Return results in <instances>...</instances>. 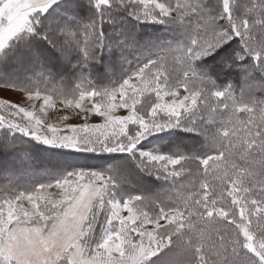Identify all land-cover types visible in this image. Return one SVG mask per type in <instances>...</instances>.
<instances>
[{"label":"snow or ice","instance_id":"obj_1","mask_svg":"<svg viewBox=\"0 0 264 264\" xmlns=\"http://www.w3.org/2000/svg\"><path fill=\"white\" fill-rule=\"evenodd\" d=\"M0 264H264V0H0Z\"/></svg>","mask_w":264,"mask_h":264},{"label":"trees","instance_id":"obj_2","mask_svg":"<svg viewBox=\"0 0 264 264\" xmlns=\"http://www.w3.org/2000/svg\"><path fill=\"white\" fill-rule=\"evenodd\" d=\"M117 70H118V69H117ZM154 187H155V188H159L160 186H159V185H155ZM161 195H162V197H163V196H165V195H167V194L162 192Z\"/></svg>","mask_w":264,"mask_h":264}]
</instances>
